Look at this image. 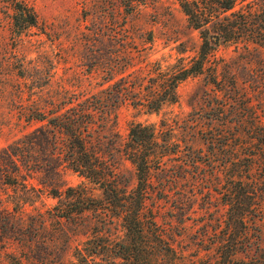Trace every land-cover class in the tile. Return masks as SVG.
Returning a JSON list of instances; mask_svg holds the SVG:
<instances>
[{"label":"rangeland","instance_id":"rangeland-1","mask_svg":"<svg viewBox=\"0 0 264 264\" xmlns=\"http://www.w3.org/2000/svg\"><path fill=\"white\" fill-rule=\"evenodd\" d=\"M19 1L32 8L38 26L15 27ZM200 45L199 33L177 0H0V151L15 142L30 147L28 136L44 125L36 114L71 99L100 95L113 85L141 86L145 95L157 78L158 64L165 70L180 58L188 63ZM210 64L218 69L219 85L210 84V69L181 83L177 101L159 112L139 102L143 95L127 97L104 133L117 172L130 189L136 171L124 147L131 123L153 125L160 147L169 146L159 166L153 164L154 186L145 213L170 240L178 264L213 263L218 234L225 229V174L215 178L220 161L214 159L213 166L205 156L254 153L264 137L250 129L264 124V48L224 46ZM30 164L36 168V162ZM263 168L264 158L256 161L257 177ZM58 181L62 191L85 184L91 195L102 197L97 186L71 171H64ZM26 183L0 190L4 205L23 203L20 219L11 221L21 230L0 231V264H73L75 249H83L98 230L114 241L125 238L119 222L97 229L93 213L58 222L51 209L59 200L49 195L51 188L40 185L36 175ZM259 204L249 225L252 239L258 237L264 250V197ZM118 262L114 254H105L93 257L92 264Z\"/></svg>","mask_w":264,"mask_h":264},{"label":"trees","instance_id":"trees-1","mask_svg":"<svg viewBox=\"0 0 264 264\" xmlns=\"http://www.w3.org/2000/svg\"><path fill=\"white\" fill-rule=\"evenodd\" d=\"M177 1L201 39L199 50L188 63L180 58L165 70L158 64L157 78L145 95L141 86L113 85L100 95L71 99L51 110L38 112L36 120L44 125L28 136L30 147L15 142L0 151V190L24 187L36 175L40 185L51 188L49 195L59 200L51 209L58 222L85 219L93 213L97 229L109 228L116 222L123 227L125 238L117 241L98 230L83 249H75L77 262L73 264H92L93 257L105 254H114L118 264H178L177 252L170 240L145 213L149 190L154 186L153 164L159 166L160 160L169 154V146L160 147L153 125L131 123L124 147V156L136 171V183L130 189V185L123 184L118 165L103 141L105 130L127 97L143 95L139 102H144L141 104L149 111L159 112L164 105L177 101L179 85L190 78L204 76L211 69L210 84L219 85L218 69L210 63L221 47L243 44L264 48V0L247 4L239 0ZM14 10L15 27L25 30L38 26L37 15L25 1L16 3ZM250 129H256L258 136L264 134L261 121ZM259 142L260 147L254 153L232 151L226 158L217 154L205 156V162L210 165L220 161L215 178L223 179L225 174L226 179L222 199L226 209L225 229L218 234L215 260L206 264H264V250L258 237L252 239L249 225L264 197V171L258 177L254 173L256 161L264 158V137ZM216 144L212 139L211 145ZM159 147L161 156L156 155ZM32 161L36 162V168L31 166ZM64 171L76 173L97 186L102 197L91 195L92 190L85 184L60 190L58 180ZM22 205L19 201H11L9 205L0 201V231H19L11 221L20 219L17 215L21 214ZM95 238L100 239L99 243Z\"/></svg>","mask_w":264,"mask_h":264}]
</instances>
